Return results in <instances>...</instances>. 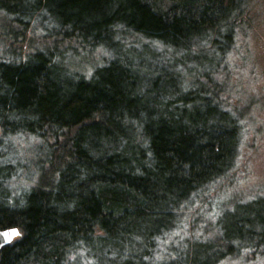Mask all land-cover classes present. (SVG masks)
I'll return each instance as SVG.
<instances>
[{
	"label": "trees",
	"instance_id": "1",
	"mask_svg": "<svg viewBox=\"0 0 264 264\" xmlns=\"http://www.w3.org/2000/svg\"><path fill=\"white\" fill-rule=\"evenodd\" d=\"M256 1L0 0V264L263 249L264 196L218 204L264 104L236 109L229 64Z\"/></svg>",
	"mask_w": 264,
	"mask_h": 264
},
{
	"label": "rangeland",
	"instance_id": "2",
	"mask_svg": "<svg viewBox=\"0 0 264 264\" xmlns=\"http://www.w3.org/2000/svg\"><path fill=\"white\" fill-rule=\"evenodd\" d=\"M245 40L246 50L238 49L229 58L235 94L242 99L236 104L238 111L245 109L249 97H257L264 91V0L256 1L250 35ZM83 70L86 69L83 67ZM250 110L244 120L249 131L245 130L242 137L237 168L231 185H224L229 188L226 187L219 196V205L227 201L226 205H230L236 199L247 202L251 197L264 196V104L256 103ZM209 216L212 215L209 213ZM219 264H264V247L247 257L223 260Z\"/></svg>",
	"mask_w": 264,
	"mask_h": 264
},
{
	"label": "water",
	"instance_id": "3",
	"mask_svg": "<svg viewBox=\"0 0 264 264\" xmlns=\"http://www.w3.org/2000/svg\"><path fill=\"white\" fill-rule=\"evenodd\" d=\"M12 230L13 229L0 230V249L5 247V246H7V245H9L19 235V233H18V235H9L8 237H5L3 235L4 232L11 233ZM14 230H16V232H18L17 229H14Z\"/></svg>",
	"mask_w": 264,
	"mask_h": 264
},
{
	"label": "snow or ice",
	"instance_id": "4",
	"mask_svg": "<svg viewBox=\"0 0 264 264\" xmlns=\"http://www.w3.org/2000/svg\"><path fill=\"white\" fill-rule=\"evenodd\" d=\"M3 235H4L5 237H8L9 235H18V232H16V230L13 229L11 233H9V232H4Z\"/></svg>",
	"mask_w": 264,
	"mask_h": 264
}]
</instances>
